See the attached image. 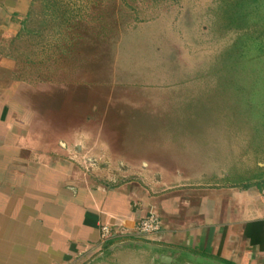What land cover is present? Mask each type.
<instances>
[{"label":"rangeland","instance_id":"rangeland-1","mask_svg":"<svg viewBox=\"0 0 264 264\" xmlns=\"http://www.w3.org/2000/svg\"><path fill=\"white\" fill-rule=\"evenodd\" d=\"M17 46L27 101L69 122L60 141L73 133L98 155L135 142L136 160L191 162L220 186L253 172L264 142L252 97L264 90V0H41ZM223 76L242 80L253 110L222 103ZM135 235L79 264H206Z\"/></svg>","mask_w":264,"mask_h":264},{"label":"crops","instance_id":"crops-1","mask_svg":"<svg viewBox=\"0 0 264 264\" xmlns=\"http://www.w3.org/2000/svg\"><path fill=\"white\" fill-rule=\"evenodd\" d=\"M39 1L0 0V264H79L124 233L142 235L138 222L150 212L163 229L146 236L165 250L264 264V142L256 145L253 172L220 186L217 173L191 162L177 169L136 160L135 142L131 150L125 143L124 153L98 155L73 133L60 141L69 122L61 126L54 107L45 120L19 79L17 43ZM236 79L220 78L228 90L221 102L230 97L227 107L250 109L251 97ZM252 94L264 111V90Z\"/></svg>","mask_w":264,"mask_h":264},{"label":"built area","instance_id":"built-area-1","mask_svg":"<svg viewBox=\"0 0 264 264\" xmlns=\"http://www.w3.org/2000/svg\"><path fill=\"white\" fill-rule=\"evenodd\" d=\"M264 194V191H263ZM163 229L161 217L156 212H150L148 215L139 220L137 230L142 235L160 234ZM110 236V229L103 227L102 238L107 240Z\"/></svg>","mask_w":264,"mask_h":264},{"label":"trees","instance_id":"trees-1","mask_svg":"<svg viewBox=\"0 0 264 264\" xmlns=\"http://www.w3.org/2000/svg\"><path fill=\"white\" fill-rule=\"evenodd\" d=\"M30 17H31V14L29 16V19H30ZM29 19H28L27 24L25 26L24 32L27 31ZM192 259L197 260L199 263H206V264H232V263L227 262L226 260H219V259H216V258H210V257L204 256V255H200V256H198L196 258L192 257Z\"/></svg>","mask_w":264,"mask_h":264},{"label":"water","instance_id":"water-1","mask_svg":"<svg viewBox=\"0 0 264 264\" xmlns=\"http://www.w3.org/2000/svg\"><path fill=\"white\" fill-rule=\"evenodd\" d=\"M170 260H171V258L169 256L168 257L167 256H163L162 257V261L165 262V263L170 262Z\"/></svg>","mask_w":264,"mask_h":264}]
</instances>
